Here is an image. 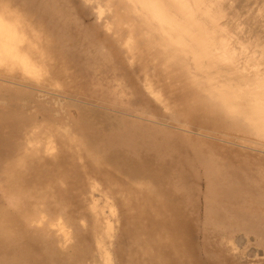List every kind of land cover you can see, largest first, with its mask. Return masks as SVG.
Listing matches in <instances>:
<instances>
[{"label":"bare ground","instance_id":"obj_1","mask_svg":"<svg viewBox=\"0 0 264 264\" xmlns=\"http://www.w3.org/2000/svg\"><path fill=\"white\" fill-rule=\"evenodd\" d=\"M129 1L140 4V8L128 7L127 12H140L142 22L130 23L125 19V15L130 13L124 15L115 11L112 19L116 16L117 36L114 37L101 27L98 29L97 21L85 22L89 13L82 8L79 11L80 0H0V74L14 75L11 78L20 84L17 75L23 79L38 78L41 76L40 68L46 71L48 88L64 87L65 92L73 97L93 98L99 104L113 106L122 113L163 126L151 127L108 116L97 117L90 122L84 117L92 114L90 111L77 110L79 119H83L80 123L82 134L93 132L103 148L96 151L98 149L88 146L82 139L76 143L79 149L61 144L57 151L59 154L51 159L40 157L39 162L27 158L26 163L13 167L15 178L10 185L11 190L15 192L19 188L22 194L27 193L26 205H30V198L46 199L40 185L33 191L29 189L30 184H26L28 179L24 184L17 180V173H22L23 168L24 172H30L31 177L37 176L39 180L44 177L50 181L61 178L65 183L67 180L71 192L74 188L91 196L88 200V196L80 195L81 199L76 202L79 207L91 210L96 219L93 233L91 229L84 232L81 227L75 232L78 239L75 259L83 264L94 260L91 246L84 245V241L91 238L96 241V249L104 264H264V155L227 146L225 143L241 144L234 143L239 134L236 136L233 127L222 122L226 117L222 118L220 111L246 113L256 125L264 128V113L258 111L264 108V99L258 92L253 95L256 101L252 104L242 96L247 85L244 82L246 70L250 69L245 70L241 64L242 70L237 71L234 57L229 53L222 59L231 66L229 71L238 72L240 78L233 81L230 76L223 75L224 69L216 64L221 61L217 47L205 45L203 29L191 27L195 18L189 22L175 16H160L164 0ZM171 1L177 3L182 0ZM12 2L20 7L23 13L20 14L21 20L5 9L14 5ZM182 6L186 10V5ZM157 16L159 24L155 30L161 36L147 39L148 26L145 25L152 24ZM123 21L128 24V30L121 25ZM185 34L192 38L189 50L178 48L179 44L185 47ZM132 38H135V45L125 50L122 44H128ZM79 46L91 52L85 61H82ZM179 49L192 53L194 68L199 71L192 81L201 78L199 88L218 100L212 107L201 105L205 98L194 92L198 86L196 82L178 79L181 76L175 79L174 72L183 73L181 66L172 64ZM247 64L245 62L244 65ZM150 68L158 70L153 78ZM9 71L21 72L13 74ZM252 86L251 83L250 88H254ZM257 86L260 85L256 83ZM108 96L111 99L106 98ZM28 105L21 101L15 106L22 110L28 109ZM48 113L39 118L25 116L17 119L16 124L12 123L14 129L10 133L23 137L30 135V139L44 133L58 137L55 126L60 123L66 125L69 110L64 107L58 114ZM9 114L11 120L8 123H11L15 114ZM48 115L58 123L49 124ZM234 128L240 135L244 134L239 126ZM65 129L67 134H75L69 127ZM35 151L41 152V149L35 148ZM49 166H52L50 173ZM52 189L54 193H50L48 199L59 202L62 196L70 197L68 189L63 191L56 184ZM96 192L100 193V198ZM111 199L114 204L110 203ZM203 199L208 208L205 221L201 223L196 208L197 202L201 203ZM51 205L55 207L50 202L48 206ZM3 215L4 219L0 221V253L13 252L16 257L10 262L5 258L7 254H3L2 264H55L53 257L49 261L39 258L48 251L42 238L21 239L19 245L11 243L18 239V228H23L29 218L22 219V212L6 211ZM113 218L119 222L117 227ZM36 221L42 222V219ZM99 223H105L101 236ZM59 224L67 238L68 231L60 221ZM250 234L257 239L252 248L247 244ZM80 253V259L84 261L79 260ZM74 261L69 257L58 264H74Z\"/></svg>","mask_w":264,"mask_h":264},{"label":"rangeland","instance_id":"obj_2","mask_svg":"<svg viewBox=\"0 0 264 264\" xmlns=\"http://www.w3.org/2000/svg\"><path fill=\"white\" fill-rule=\"evenodd\" d=\"M158 1H162V0H158ZM164 1L167 5L163 3L164 5L162 4L160 6V10H159L160 16L161 15H165L167 17L175 16L176 18L179 17L181 21H189V22L190 20H192V17L195 18L191 27L193 26V29L194 28L200 30L203 29V31L205 32L204 36L207 35L206 37H208V38L204 36L202 37L205 40V41L203 40V42L206 43L205 45L208 46L211 45L210 47H217V51H218L217 53L219 57H221L220 59L221 61H218L216 64L220 66V68L222 67V69H224L222 70L223 75L230 76L233 81L235 79L240 78L237 75L238 72H231L228 70V68H231V66H227L224 59H222L227 57L229 53L234 57L235 60L234 66H236L235 69H237V71L242 70L241 64L243 65V67L244 66L246 67V68L244 67L245 70L247 68L250 69V70L248 69L246 70L247 73L245 72L246 73L245 79L247 81L244 80V82H247L246 84L249 87L246 85L245 86L246 88L243 90L245 91V94L243 93L242 95L244 99L247 100L248 98V101L253 104L255 103L254 101H256L253 95L258 94V92L259 95H261L260 96L261 99L262 100L264 99V94H263L264 93V0H182L181 2H177V3H174L171 0H164ZM13 4L14 5L12 6L5 7V9L8 10L12 16L14 15L15 17H19V20H21L20 14L23 13L20 7H18L17 4L15 5V3ZM183 4L186 5L187 7L186 10L185 8H183L184 6H182ZM71 5L72 4L70 3L69 6ZM78 5H79V11L80 8H82L84 12L89 13V15L86 17L87 20H85L86 23L97 21V23L99 24V27L97 26L98 29L101 27L102 30H105L106 32H108L109 35H112L114 37L117 36V29H115L116 25L114 24L116 22L114 21L116 19V16L112 19V16L116 15L115 11L118 10L119 12H122L125 15V13H130L129 11L127 12L128 7L130 8H134V6H137L139 8L141 7L139 3L129 0H80V4ZM139 15L140 12L138 13L132 12L130 13V15H125V19L130 23L134 22L136 24H139L142 22V19ZM97 23L96 25H98ZM157 24H159L158 16L153 18L152 24H149L150 27L149 25H145L146 27L148 26L147 27L148 30H146L147 33L145 34V37L147 39L153 37L159 38L161 36V34L157 30H155V26ZM121 25L123 26L124 29L128 30L129 26L128 24L125 23V21H123V24ZM184 41L186 43V45H184L185 47H180L181 45L179 44L178 48L180 49L186 48L189 50L191 46L192 38L189 35L185 34ZM132 45H135V38L129 40L128 44L127 43L122 44L125 50L131 48ZM165 47L166 46H163V49H165ZM180 49L179 51H176V57L173 58L172 64H175V66H181L183 68L182 71L183 73L180 74L181 72L179 73L174 72L175 79L177 80V78L181 76V78L178 79L185 80L188 83L196 82L198 86H195L194 84L195 86V88L193 89L194 92L198 96L205 98L204 100L201 101V105L203 103L205 104V106L212 107L216 102H218V100L215 99L214 97L208 96L207 91L199 88V84H201L200 81L201 78H199L198 81H192L193 80L192 77H194L195 74L198 75L199 73V71H197L196 68H194L195 65L193 62H195V59L193 58V56L190 55L192 53L189 54V51L188 52L181 51ZM78 50L83 58L82 61H85L87 60V58H89V53L91 52L88 51L85 47L79 46ZM92 51L94 52V50ZM183 55L185 56L182 57ZM183 58H185V60L181 61V59ZM95 61H102V60L95 59ZM205 61L207 60L205 59ZM245 62L246 64L247 62H250V64L248 63L247 64L248 66L244 65ZM238 64L239 66H237ZM149 70L151 72L152 78L158 73V70L156 68H150ZM9 72H13V74H15L21 71L18 72L9 71ZM38 72L41 74V76H38V78L32 76L30 77V79H26V78L23 79L20 77V75H17L20 78L19 81L20 84L15 83L16 79L11 78V76L14 75L0 74V221L4 219L3 214L6 211L15 214H19L22 212L21 218L23 219L27 217L29 218V221L26 224H24L23 227L24 229L21 227L19 228L16 227L18 228L17 231L18 239H14L15 241H12L11 243L15 242L14 244L19 245L21 239L26 240V238H31V239L42 238L44 240V243L47 244L45 246L46 250L48 251L50 249L51 250L49 252L46 251V253H43V255L42 254L39 255L40 259L49 261V258L53 257L55 260V264H58L61 260H66V258L71 257L75 260L74 264H83L75 259L77 251L74 252V249L76 250L78 243V239L76 237L75 232L77 231L76 229L81 227L82 229L80 230H83L84 232L86 231L90 232L91 229V232L93 233V224L96 219L92 215L91 210L86 209L85 206L79 207V203L76 202L81 199L80 195H82L83 197H87L88 195H85V193H81L79 192L78 189H74V188H72V192H71V189H68L69 183L67 182V180L66 183L61 178H57L56 181H50L49 178L46 179V177H44L42 180H39L36 178L37 176H35V178L31 177L30 172H24L22 168L21 169L22 173H17V180H19L21 184H24L25 180L28 179L27 181L29 182H27L26 184H30L29 185L30 188L29 187L28 188L33 189V191L37 190L38 186L40 185L43 193V197L45 194L47 199L46 200L41 198L35 200V197L30 198L29 201L30 205H26L24 201L25 199H27V193L22 194V190H19V188H17L15 192L14 190H11L10 185L13 182V179L15 178V172L13 171V167L15 165L19 166L20 163H26V161H28L27 158L33 159L31 161L40 160L39 159L40 157H42V159L43 158L51 159L53 156L55 157L56 154H59V152L57 151L62 145L64 146V144L65 146L68 144L71 145L73 149H79L76 146V143H78L82 139L85 142V144H87L88 146L91 145L93 146V148L98 149L96 151H99V149L101 150L103 148L102 144L99 142V139L98 140L96 139V136L94 135L93 132L86 131L87 133L82 134L80 123L83 119H79L80 115L76 114L77 110H84V113L90 111L92 114L87 112L89 115L87 114L88 116H84L86 117V119H89L90 122L91 120L97 117L100 118L102 116H108L115 118L120 117L121 119H127L129 121L144 123L150 125L151 127H156V126L159 127L160 125L151 122L149 120L136 118V116H131L129 114H126L125 112L122 113L113 106L109 107L106 104L104 105L99 104L93 98H87V100H84L83 98L80 99L76 96L73 97L72 95L65 92L64 87L59 86L57 88L55 87L48 88L47 85L48 76L46 74V71L39 68ZM254 78L256 79L257 82L254 80ZM260 79L261 80L263 79L262 82ZM251 83L253 85L252 87L254 88H250ZM256 83L257 85H260L257 86L259 89H257ZM145 84H147V82H144V85ZM96 89H100V87H97ZM106 98L111 99V96H108ZM21 101H23V103L25 104L28 103L29 108L28 109L22 108V110L18 109L15 105L21 103ZM246 104L251 105L248 104V102H246ZM68 105H70L69 108L67 107ZM34 106H37V108L33 109ZM64 107H66V109L69 110V114H67L66 116V118L68 117L66 121V125L60 123L59 125L55 126V128L59 132L58 137H53V136L51 137L50 134L44 133L35 139H30V135L23 137L16 133H10V131L14 129L13 126L14 124L17 123L18 121L17 119H20L25 116L26 117L34 116L39 118L48 112H49L48 114H58L60 110L62 111L64 110ZM163 107L164 105H161V108ZM250 110L251 108L249 106L248 111ZM220 111L222 113L221 117L222 118L224 116L226 117L222 120V122H224V124L230 127H233V133H236V136L237 134H239L240 137L246 136L243 138V140L239 139L240 138L239 136L237 138L236 137L234 138L233 140L234 143L237 142L241 145H237V144L231 145L229 143H225V144L227 146H233L239 149H243L246 152H253V151L261 152L260 154L264 155V128L256 125L254 120L250 117L248 118V114L246 113L240 115L237 113L227 114L226 112H224V110H220ZM258 111L260 114H262L264 113V108L263 107L262 109L259 108ZM9 113L15 114L12 115L13 121L11 123H8V121L11 120V116ZM255 113L256 112H252V114ZM48 116L50 117L49 120L51 121L49 124L53 125V123H58L56 120H54V118L51 115ZM218 120L221 119L218 118ZM66 126L69 127L72 131H74L75 134H73L72 132H69L67 134L65 129ZM234 126L235 127L239 126V128L243 130L242 133L244 134L240 135V133H237V130L234 131L235 130ZM180 133H185V132L180 131ZM95 140H97L98 142ZM24 146H26V148H24ZM50 146L51 148H48ZM35 148L38 149L40 148L41 152H36ZM99 153H103V152H99ZM104 153H108V152H104ZM19 160L21 161L19 162ZM39 162H41V160ZM51 169L52 166H49L48 167L49 173ZM55 184L63 191L68 189L69 194L71 193L70 197L65 198L62 196L63 199L60 200L59 202L58 201L55 202L53 198L48 199V197L53 195L54 193L52 186ZM96 193L98 194V192ZM99 194L97 195V197L100 198ZM87 199L91 200V196L89 195ZM48 201H50L51 204H53L55 207H53L52 205L48 206L50 204V202ZM203 201H201V203L197 202L198 203L197 208L199 210L196 208V210L199 211L201 223L205 221L206 211H207L206 209L208 208L205 205L204 199ZM110 203L114 204L113 199L110 200ZM31 210L33 213L31 212ZM106 210L108 211V207L106 208ZM37 219L39 220L42 219V222H37L36 221ZM59 221L61 222V224L64 225L65 229L68 231L67 238L64 237V234L60 229L61 225L60 224L58 225ZM113 221L115 223V226L117 227V225H119V222L117 221L116 218H113ZM104 229H105V223L104 224L99 223V230H100V231L98 230V232H100L99 236L103 234ZM25 233H27V235ZM248 236H249L248 239L251 242L248 240L247 244L251 245L249 248H252L255 246L254 244H256L257 239L254 236V234H250ZM84 245L91 246L92 250L90 252L93 253L92 255L94 256V260H92L93 262L87 261V263L85 262L84 264H88V263L104 264V260L101 261L102 257L100 256V252L98 251V249H96V241L94 240V238H91L89 241L85 240ZM249 248H247V250H250ZM82 253L79 254V260H81L80 256ZM3 254L6 255L7 253L6 254L5 252L0 253L1 260L3 259L2 257ZM43 256L47 259H43L44 258ZM261 256L263 257V254H261ZM15 257H16V253L10 252L9 254H7L5 258L10 259L9 261L11 262V259L13 260V258ZM7 259L5 261H8ZM1 260H0V264L3 263ZM8 264H12V263H8Z\"/></svg>","mask_w":264,"mask_h":264}]
</instances>
